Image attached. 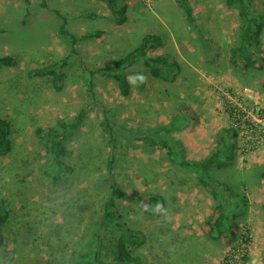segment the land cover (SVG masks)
I'll list each match as a JSON object with an SVG mask.
<instances>
[{
    "label": "rangeland",
    "instance_id": "1",
    "mask_svg": "<svg viewBox=\"0 0 264 264\" xmlns=\"http://www.w3.org/2000/svg\"><path fill=\"white\" fill-rule=\"evenodd\" d=\"M125 1L127 22L116 26L97 0H0V57L16 59L15 66L0 67V115L11 124L12 141L11 153L0 158V209L6 212L0 264H70L87 248L110 186L101 104L119 124L114 132L122 140L123 155L114 171L127 197L118 205L124 221L145 235L138 251L145 264H264V0H252L263 29L253 48L255 64L246 68L231 62L240 20L224 0H191L203 40L174 0ZM85 13L98 18H81ZM56 14L66 18L65 29L77 38L73 46L59 35L63 22ZM96 31L103 34L79 39ZM146 33L162 37L161 48L149 55L173 57L179 70L165 82L139 65L148 81L140 90L130 75L131 94L123 98L110 79L91 72L111 65ZM63 58L68 63L62 92L55 93L48 79L28 78V70ZM90 101L96 109L68 144L71 172L53 184L44 174L50 155L34 131L72 121ZM176 117L179 130L173 136L194 160L206 157L225 130L235 135L232 164L211 169L210 176L227 186L219 197L227 206L231 197L244 204L236 222L249 231V245L225 247L213 238L205 223L218 200L192 171L171 166L164 150L136 140L144 129ZM132 125L139 127L135 131ZM149 194L164 199L156 217H146L139 207L138 199ZM111 245L105 234L98 245L103 264H115Z\"/></svg>",
    "mask_w": 264,
    "mask_h": 264
},
{
    "label": "trees",
    "instance_id": "2",
    "mask_svg": "<svg viewBox=\"0 0 264 264\" xmlns=\"http://www.w3.org/2000/svg\"><path fill=\"white\" fill-rule=\"evenodd\" d=\"M23 1L27 2V0ZM97 1L104 4L108 11L107 19L112 21L114 25L123 26L126 24L128 4L125 0ZM174 2L183 11L188 26L198 35L200 40H203V32L197 23L191 0H174ZM224 4L227 8L234 10L240 20L237 41L231 48V62L235 67H252L255 64L253 48L258 45L263 29L262 18L254 12L252 0H224ZM56 15L63 22L58 28L59 35L68 37L71 46H73L77 38L65 29L66 18L59 14ZM80 17L83 19L98 18L93 13H85ZM102 34L103 31L89 32L79 36V39L98 38ZM161 46L162 37L159 34L146 33L139 39V42L132 50L126 51L111 65L96 67L91 73L92 75L96 74L110 79L117 86L120 96L127 98L130 96L132 89L129 80L130 75L137 79L140 90L144 87L143 73L137 68L139 65L146 68L148 74L155 79L167 82L175 78L179 70V64L175 58L164 54L149 55L151 52L161 48ZM67 63L68 59L63 58L44 66L32 68L27 71V76L28 78L48 79L52 90L55 93H60L65 88ZM15 64L16 59L11 56L0 57V67H13ZM89 93V98L93 99L92 102L95 101L91 85ZM92 102L84 104L72 121H60L58 128L39 127L34 131V135L45 145L50 155V166L44 171V174L51 179L53 184L59 182L61 175L71 172L70 166L66 163V159L71 155L68 144L79 133L80 129L86 125L91 110L96 109ZM179 119V117H176L167 124L144 129L135 138L137 141L155 145L164 150L171 166L192 171L205 191L218 200L214 206L212 218L205 223L213 238L219 240L225 247L236 245L245 247L249 245V231L241 230L236 222L238 214L243 212L244 204L231 197V205L229 206L228 204L227 206L226 201L219 198L221 187L224 188L223 191L227 192V186L212 180L210 176L211 169H223L232 164L234 159L233 152L236 147L232 140L235 135L230 136V131L225 130L219 138L214 140V147L206 157L194 160L187 156L183 143L173 136V133L179 130ZM99 125L108 145H110V154L106 162V180L110 182L109 193L102 201V211L98 217L97 226L90 243L87 248L80 251L70 264H103L100 259L98 245L105 234H109L111 237V253L115 264H145L144 259L138 252L145 243V235L140 230L132 229L124 221L118 205L120 200H124L127 197L122 186V179L114 171L116 161L123 155L121 153L122 140L119 137L120 135L114 132L115 128H118V122H112L103 104H101ZM138 127V125L131 126L135 131ZM120 133L123 134V132ZM10 136L11 124L5 117L0 115V158L8 156L12 151ZM261 178L264 179V171L261 173ZM241 197L242 201L246 199L243 196ZM138 200L140 210L146 217L158 216L164 206V199L159 194L144 195ZM240 205L242 206L240 207ZM229 213H232V216H229ZM5 221L6 212L0 209V229ZM2 240L0 231V245ZM243 251L246 252V249L241 250L244 262L246 253ZM226 258V262H228L230 259Z\"/></svg>",
    "mask_w": 264,
    "mask_h": 264
},
{
    "label": "crops",
    "instance_id": "3",
    "mask_svg": "<svg viewBox=\"0 0 264 264\" xmlns=\"http://www.w3.org/2000/svg\"><path fill=\"white\" fill-rule=\"evenodd\" d=\"M147 81H148V79L147 78L146 79L144 78V82L147 83ZM158 119H161V118H158ZM157 124H160V121H158Z\"/></svg>",
    "mask_w": 264,
    "mask_h": 264
}]
</instances>
